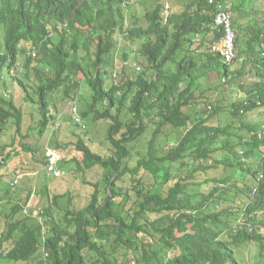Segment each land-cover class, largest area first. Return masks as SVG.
Listing matches in <instances>:
<instances>
[{"label": "trees", "instance_id": "trees-1", "mask_svg": "<svg viewBox=\"0 0 264 264\" xmlns=\"http://www.w3.org/2000/svg\"><path fill=\"white\" fill-rule=\"evenodd\" d=\"M259 4L0 0V139L12 126L13 139L22 135L27 105L37 109L31 130L55 132L62 121L54 97L62 94L72 110L80 106L87 128L73 118L80 158L59 154L66 148L57 144L65 172L57 176L67 177L72 163L103 171L84 182V206L72 192L47 193L34 216L30 192L0 212V263L252 264L244 255L253 245L264 257V122L251 117L264 109ZM221 10L232 12L233 25L236 18L231 58L215 23ZM12 83L21 106L7 98ZM84 86L89 98L79 96ZM87 119L108 124L103 154L76 134L87 132ZM147 137V153L134 162L135 144ZM14 143H0V204L10 194L1 186ZM49 156L39 163L48 166Z\"/></svg>", "mask_w": 264, "mask_h": 264}, {"label": "rangeland", "instance_id": "rangeland-1", "mask_svg": "<svg viewBox=\"0 0 264 264\" xmlns=\"http://www.w3.org/2000/svg\"><path fill=\"white\" fill-rule=\"evenodd\" d=\"M259 1V6L261 10L264 11V0ZM177 4H179L177 3V1H175L174 3L171 2L172 6H176ZM165 6L168 5L166 4ZM235 21L236 18L234 16V25ZM130 24L133 25L134 22L131 20ZM261 27H264V22L261 23ZM116 64L119 69H121L123 64L122 61L117 59ZM136 65L141 66L140 64ZM142 69L144 70L143 67ZM111 83L112 80H110L109 84ZM12 84L10 90L7 91V98L9 99L12 96L16 104L18 106H21L23 104L22 91L18 89V86L16 84ZM0 90L6 93L7 89L0 86ZM79 96L89 98L88 87L84 86ZM54 100L58 103V110L59 112L61 111V113L59 114H61L60 119L62 121V123L60 122V128H57L55 132L52 133L54 126L49 127L48 131L45 132L43 137H39L35 133V130H31L37 128L38 126V118H36L37 109L30 105H27L24 109L26 116L23 119L22 131L20 133L22 135L15 136V138L13 139L12 133L14 131V128L12 126L9 127V132L3 138L0 139V143L4 144H9L12 141L16 142L14 143L13 148V151L15 152L13 153V159L10 162L9 166L4 169L5 182L2 183L3 187L1 186V188L11 189L9 195L3 194L2 204H0V212H2L1 214L9 212L10 208L17 204L18 201H22V199L25 200L30 192L32 193V198L29 203L28 213L34 214V216L37 215L39 212H42V207L46 201L47 193L53 196L54 194H58L60 192L62 194L66 192H72L73 196L76 197L77 204L84 206L89 196L88 190H86L88 185L84 184V182H96L102 177V169L92 170L90 171V173H82L76 171L75 165L72 163L68 165V169L66 168L68 172L67 177L60 178L56 174H49L46 171L47 165L39 163L40 161L46 159V156L51 154V152H57V144H63L66 148L65 150H62V152L59 151V154H62L63 156L70 155L71 157L77 156L78 158H80V155L73 148L74 144H72L77 142V138L76 136L70 133L76 130V126L73 123V105L71 106V104L68 103L70 102V100L64 99L62 94L55 95ZM77 108L80 114V106L77 105ZM251 117L253 118L255 123L264 122V109L254 112ZM214 121H217V119ZM85 122L89 126L87 132L77 131L76 134L86 140L91 139L92 141H94L95 149H97L98 152L101 151V154H103V150L106 149V141L104 139V136L105 134H107L108 124L94 123L91 122V119H87ZM21 137H26V139L20 141ZM177 139L178 136L174 134L171 137L169 145L171 146V144L177 143ZM21 143H25V145L29 148H37L39 150L36 153L26 152L20 146ZM147 145L148 137L142 139V141L138 144H135L136 147H134L133 152L134 162H137L141 158L137 156L138 151L140 152L141 156H145V154L147 153ZM66 158L69 159V157ZM65 164H68V162L65 161L64 165ZM12 182L14 184H12ZM61 206L67 207V197L66 199H63L61 201ZM4 227L5 223L4 225H1V229H3ZM250 250L251 253L249 256L244 255L245 261L249 260V262L252 264H264V257H261L259 255V248L253 245L251 246Z\"/></svg>", "mask_w": 264, "mask_h": 264}, {"label": "built area", "instance_id": "built-area-1", "mask_svg": "<svg viewBox=\"0 0 264 264\" xmlns=\"http://www.w3.org/2000/svg\"><path fill=\"white\" fill-rule=\"evenodd\" d=\"M232 12L227 11H220L216 15V25L218 27H222L225 30V42H226V49L222 51V54L227 58H231L233 56V52L235 49V40H236V33L234 30L233 20H232ZM141 71V68H139ZM76 116V123L80 124L81 128L85 130L87 128L86 124L82 121V119L78 116L77 108L73 110ZM60 162V156L57 153H52L48 159V172L51 174L56 175H65L64 171H60L58 168V164Z\"/></svg>", "mask_w": 264, "mask_h": 264}, {"label": "clouds", "instance_id": "clouds-1", "mask_svg": "<svg viewBox=\"0 0 264 264\" xmlns=\"http://www.w3.org/2000/svg\"><path fill=\"white\" fill-rule=\"evenodd\" d=\"M74 110V109H73ZM77 112H78V116L80 117V115H79V111H78V109H77ZM74 113V112H73ZM74 117H75V119H76V116H75V114H74ZM82 119V118H81ZM83 121V120H82ZM76 122V121H75ZM83 130V129H82ZM52 153H55V152H51V154ZM58 154V153H57ZM48 163V162H47ZM47 169H48V166H47ZM49 173V172H48ZM49 174H51V173H49Z\"/></svg>", "mask_w": 264, "mask_h": 264}]
</instances>
